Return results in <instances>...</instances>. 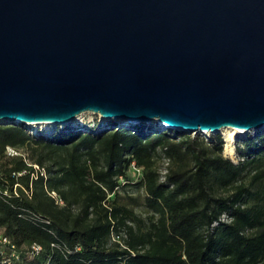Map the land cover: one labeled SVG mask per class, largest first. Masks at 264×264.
Segmentation results:
<instances>
[{"label":"water","instance_id":"obj_1","mask_svg":"<svg viewBox=\"0 0 264 264\" xmlns=\"http://www.w3.org/2000/svg\"><path fill=\"white\" fill-rule=\"evenodd\" d=\"M84 112L260 132L264 0H0V125Z\"/></svg>","mask_w":264,"mask_h":264},{"label":"trees","instance_id":"obj_2","mask_svg":"<svg viewBox=\"0 0 264 264\" xmlns=\"http://www.w3.org/2000/svg\"><path fill=\"white\" fill-rule=\"evenodd\" d=\"M108 123L39 136L25 124L0 125V225L22 252L16 264L264 262V194L254 189L264 167L252 169L264 159V130L236 146L234 162L220 132L210 142L158 123ZM29 147L33 162L21 151ZM160 156L169 159L164 175ZM131 167H142L147 216L118 198ZM122 232L125 246L113 239ZM33 243L43 247L34 257Z\"/></svg>","mask_w":264,"mask_h":264},{"label":"rangeland","instance_id":"obj_3","mask_svg":"<svg viewBox=\"0 0 264 264\" xmlns=\"http://www.w3.org/2000/svg\"><path fill=\"white\" fill-rule=\"evenodd\" d=\"M158 122H154L153 124H156ZM108 121L105 120L104 118H102V116L98 113L95 112H84L83 115L80 117L79 121L76 124H72V126H74L75 128H82L84 131L89 132L91 130V128H93L94 126H98V128L96 129V132H99L101 130H104L107 128L108 126ZM159 124V123H158ZM65 126L67 125H60V126H54L51 130H49V132H46L45 129L43 127H39L38 129H36L34 126L31 125H26V127L29 129L30 133L33 136H39V129L40 132H43L45 135H49L50 133H53L55 131H63L65 128ZM145 126V125H144ZM159 126V125H158ZM264 130V129H263ZM171 132V129H170ZM222 133V135L225 138L226 141V136L224 135L223 131L220 132ZM257 132H251L249 133V135H245L242 136L240 138H238L236 140V142L234 143V146L236 148V146L240 145L243 142V140H245L246 138H248L251 134H255ZM191 134L192 136L198 137H204L206 136V140L212 142V138H213V134L207 135L206 133H188ZM172 135H174V133H172ZM175 136V135H174ZM227 144V141L225 143V146ZM225 146L223 148L224 150V155L230 159H232L234 162H238V160H240V153L237 150V155L236 156H230L229 154H227L226 150H225ZM23 155L26 156L28 158L29 161L33 162V159L31 158V156H34L36 154L35 151H32V148L29 147L28 149H22L21 150ZM156 166L160 169L162 175H164L167 172V160L165 159L164 156H160L157 158L156 161ZM262 167H264V159L261 161V163H255V165L252 167V169H261ZM132 169L129 172V177L128 178H122L121 179V183L122 186L118 189V198L120 200V202L124 203V204H128L131 207H134V209L136 210L137 213H139L140 215L143 216H147L148 210L147 207L145 205V190L144 188H140L137 186V181H139V179L142 176V167L138 168V167H131ZM250 173H247V175L244 177V180H249L250 177ZM255 190H258L259 192L264 194V178L263 180L256 186L254 187ZM220 193H222L223 195H227L230 192L225 190V189H220L219 191ZM114 196V195H113ZM253 199L251 201L254 202ZM261 264H264V262H262Z\"/></svg>","mask_w":264,"mask_h":264},{"label":"built area","instance_id":"obj_4","mask_svg":"<svg viewBox=\"0 0 264 264\" xmlns=\"http://www.w3.org/2000/svg\"><path fill=\"white\" fill-rule=\"evenodd\" d=\"M8 153L11 155L18 154V152L13 149L12 147H8ZM167 163H169V159L165 157ZM51 194L56 196V192L52 191ZM57 202L61 205L64 204V200L60 198H56ZM223 221H228L227 214H223L222 218ZM217 222L214 223L216 225ZM126 234L124 232L113 236L114 240H118L121 242L122 245V237H125ZM125 246V245H124ZM42 246L40 244L33 243L29 248V254L31 256H37L42 250ZM22 252L17 244L12 240V238L5 232V228L0 225V264H16L18 261L21 260Z\"/></svg>","mask_w":264,"mask_h":264},{"label":"bare ground","instance_id":"obj_5","mask_svg":"<svg viewBox=\"0 0 264 264\" xmlns=\"http://www.w3.org/2000/svg\"><path fill=\"white\" fill-rule=\"evenodd\" d=\"M83 115V113L79 114L73 121L72 124H76L80 117ZM4 120V119H3ZM0 120V121H3ZM29 125L34 126L36 129H38L39 127H43L45 129L46 132H49V130H51L55 124H53L52 122H48V123H29ZM224 135L226 136V141L227 144L225 146V150L227 152V154H229L230 156H236L237 155V150L234 146V143L236 142V140L242 136H244L245 134L237 129V128H227V129H223L222 130ZM204 133H206L207 135H210L211 132L205 131Z\"/></svg>","mask_w":264,"mask_h":264}]
</instances>
